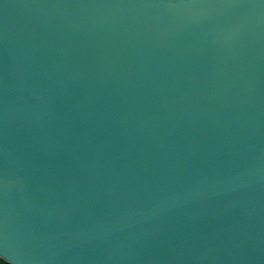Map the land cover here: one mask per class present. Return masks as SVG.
I'll use <instances>...</instances> for the list:
<instances>
[{"label": "water", "instance_id": "obj_1", "mask_svg": "<svg viewBox=\"0 0 264 264\" xmlns=\"http://www.w3.org/2000/svg\"><path fill=\"white\" fill-rule=\"evenodd\" d=\"M0 259L264 264V3L0 0Z\"/></svg>", "mask_w": 264, "mask_h": 264}, {"label": "trees", "instance_id": "obj_2", "mask_svg": "<svg viewBox=\"0 0 264 264\" xmlns=\"http://www.w3.org/2000/svg\"><path fill=\"white\" fill-rule=\"evenodd\" d=\"M0 264H8V263L0 259Z\"/></svg>", "mask_w": 264, "mask_h": 264}, {"label": "snow or ice", "instance_id": "obj_3", "mask_svg": "<svg viewBox=\"0 0 264 264\" xmlns=\"http://www.w3.org/2000/svg\"><path fill=\"white\" fill-rule=\"evenodd\" d=\"M261 3H264V0H260Z\"/></svg>", "mask_w": 264, "mask_h": 264}]
</instances>
